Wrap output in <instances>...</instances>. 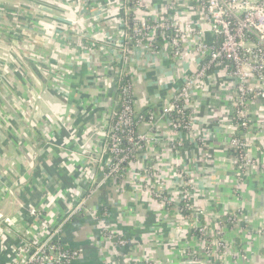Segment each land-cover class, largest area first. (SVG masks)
<instances>
[{
	"label": "crops",
	"instance_id": "obj_1",
	"mask_svg": "<svg viewBox=\"0 0 264 264\" xmlns=\"http://www.w3.org/2000/svg\"><path fill=\"white\" fill-rule=\"evenodd\" d=\"M108 1L87 0L80 4L78 0L75 7L69 4L70 0L39 3L35 0L33 3L35 27L37 23L50 22L52 18L47 19V13L55 11L54 19L61 25L56 37L51 35V41L55 43L56 40L60 51H54V44L45 53L55 65H46L43 71L34 68L29 77V91L34 89L38 94V89L44 90L47 104L42 113L46 116V128L50 130H46L44 136L55 137L56 145L65 150L59 151L55 144L49 145L43 133L34 130L30 145L40 151L38 165L31 178L25 177L23 181L21 174L14 181L15 197L6 199L5 196L1 201L3 206L9 204L13 208L0 211L1 221L8 222L0 234V240L3 239L0 241L3 247L0 264L21 263L28 243L49 235L67 248L80 251V257L72 264H185L186 261L181 262L178 243L184 232L175 225L174 219L178 212L153 198L140 185L144 183L142 169L154 171L155 167L160 169L165 186L179 185L178 168H187L193 171L195 184L199 180L206 181L201 185H206L211 195L219 191L218 196L212 195L206 203L219 220H224L225 212L234 211L235 205H242V211L253 219L254 228L264 225V172L246 179L241 196L234 195L230 184L234 180L233 167L226 143L231 132V86L224 69L219 67L210 73L211 78L204 86L194 89L192 96L198 124H201L199 128L207 135L211 133L205 141L207 148L200 152V148L192 146L184 135L180 138L185 141V149L179 155L166 153L160 145H143L135 163L126 170L124 180L107 179V140L102 133L110 132V115L119 109L118 78L131 79L138 112L152 111L159 117L200 62L190 43L186 58L181 62L175 61L165 49L149 53L136 48L131 43L130 8L128 14L121 13L123 24H117L118 31L112 27L113 21L109 23L112 14L106 11ZM180 5L175 19H196L189 2ZM145 6L143 14L151 19L167 10L162 0H145ZM39 9H45L41 11L45 16L37 19ZM73 21H79L80 25L74 27ZM120 30L126 33V38L120 35ZM34 37V43L39 41L37 35ZM116 40L124 41L125 47L110 43ZM208 92H212L211 97ZM139 132H148V127L141 125ZM156 134L162 137L171 134L166 119L160 123ZM88 139L90 147L83 149ZM260 143L264 144V138ZM70 151L82 154L83 158L76 157L77 162L72 164ZM19 161L22 173L24 167ZM137 166H141L140 173H136ZM81 171H85L84 177H80ZM99 179L102 180L98 182ZM90 189L95 191L85 200L89 211L68 214L74 205L70 200ZM30 205L38 211L36 219L29 214ZM107 234L118 236L126 244L119 245ZM188 234L187 240L191 241L195 235L188 238ZM229 237L249 255L251 264H264V238H256L251 246L246 234H230ZM224 264L232 262L225 260Z\"/></svg>",
	"mask_w": 264,
	"mask_h": 264
},
{
	"label": "built area",
	"instance_id": "obj_2",
	"mask_svg": "<svg viewBox=\"0 0 264 264\" xmlns=\"http://www.w3.org/2000/svg\"><path fill=\"white\" fill-rule=\"evenodd\" d=\"M86 1L80 0V4ZM185 1L189 2L196 19L183 21L175 19V13L181 7L180 3ZM144 2L145 0H134V7L143 6ZM165 2L166 13L159 14L154 20L144 21L139 17L136 19V16L131 18V39L135 47L149 53H158L165 49L175 61L181 62L186 58L190 43L193 54L200 58V62L159 117L152 111L138 112L134 106L131 79L123 81V77L126 76L118 78L116 89L119 93V109L110 115L112 124L110 132L102 133L107 140V179H115L119 175L123 177L126 170L135 163L137 153L143 145H160L166 153L179 155L185 149V141L180 138L181 135L191 143L197 140L206 141L210 133L208 135L200 133L192 96L194 89L204 86L206 80L211 78L210 73L219 67L224 69L232 83L229 109L232 120L231 135L226 146L233 153L232 161L236 167V170H233L234 189L241 195L245 190L246 179L264 172V148L257 146L255 138L250 139L256 132H264V0H165ZM129 4L130 0H109L106 4L107 13L112 14V27L115 30L119 31L117 24H123L121 13L128 14ZM73 24L77 27L80 22L73 21ZM120 31V35L124 37L123 31ZM157 35H161L165 40V46L161 50H158L159 47L156 45ZM126 50L123 51L127 53ZM116 73L120 75L118 69ZM164 119L167 120L171 132L167 137L156 134ZM141 125H146L148 132L140 133ZM89 143L88 139L82 148L88 147ZM192 172L189 169L179 172L181 187L178 191L167 193L168 195L160 192L161 187L165 186L160 169L156 167L154 171L144 169L141 178L147 186L146 191L153 198L164 205H171L170 200L179 201L180 213L189 219L191 213L183 208L184 206L191 208L193 204L190 199L192 194L190 187L195 184ZM185 186L188 189H183ZM94 191L90 189L81 192L70 200L74 205L68 214L76 215L89 211L85 207V200L90 198ZM29 214L35 219L38 217L35 206L30 205ZM225 216L227 220L229 217L227 213ZM235 222L236 220H232L231 224L234 226ZM26 225L31 227L30 223ZM107 237L112 241L116 239L121 246L126 244L125 240L116 235L107 234ZM23 254L26 256L19 264H72L80 257V251L69 249L54 241L51 235L28 243Z\"/></svg>",
	"mask_w": 264,
	"mask_h": 264
},
{
	"label": "rangeland",
	"instance_id": "obj_3",
	"mask_svg": "<svg viewBox=\"0 0 264 264\" xmlns=\"http://www.w3.org/2000/svg\"><path fill=\"white\" fill-rule=\"evenodd\" d=\"M34 1L0 0V198L2 199L0 200V211L13 208L9 204L3 206L1 201L5 200V196H7L6 199H10L11 196L15 197L16 184H14V181L21 174L22 180L25 177L31 178L33 170L38 165L40 151L33 149L30 145L33 141L34 130L43 133V139L49 145L55 144L59 151L65 150L61 146L56 145L58 143L55 137L49 138L48 136V138H45L44 136L47 130L46 116L42 113V108L47 104L44 100V90L38 89V94L34 93V89L29 91V77L30 75L32 76L34 68L43 71L46 65H55V62L52 63L45 53L54 44V51H60V45L56 44V40L55 43L51 41V35L55 34L56 37V31L61 27L60 22L54 19L56 11L54 14L47 13V19L52 18L50 22L37 23L35 27L33 20L35 19ZM36 1L39 3L45 0ZM162 2L166 3L165 0H162ZM77 3L78 0H70L69 2L72 7H75ZM143 6L140 5L135 8L136 19L139 17L144 21H148L157 18L151 19L149 16L143 14V11L146 12L147 9L146 6ZM44 10H40V15L37 12V19L41 18L40 16H45L44 12L41 14V11ZM109 21L111 22L112 18ZM77 32L81 33L80 30H77ZM34 35H37L39 40L35 41L36 43H34ZM126 37V33H124V38ZM110 43L119 48L124 45V41L118 40L114 42L110 41ZM231 84L230 82V91H232ZM208 94L211 97L212 92H208ZM200 130V133L204 135L205 133L202 129ZM47 131L49 132L50 130ZM230 135L229 133L228 137ZM263 136L264 132H256L250 139L255 138L257 146H262L263 149L264 144L260 143V140L264 138ZM191 144H193L192 146H196L198 150L200 148V152L203 148H207L205 141L197 140ZM229 153H231V158L233 159V153L231 151ZM69 154L71 155L69 160L73 161L72 164L77 162L76 157L83 158L82 154L74 151H70ZM19 160L22 161V167H24L22 173L19 170ZM231 165L233 170H236L233 161ZM139 169H141V166H137L136 173H140ZM178 169L181 173L184 170L182 168ZM142 170L144 173V169ZM84 175L85 171H81L80 177H84ZM124 178H126V175H123V177L119 175L113 180H124ZM205 183L207 182H200L199 180L198 184L190 187L192 193L190 199L193 204L191 208L185 206L183 208V210L191 213L189 219L180 213V202L175 201V199L170 200L172 203L171 208L178 212L174 218L175 225L181 227V231L184 232L182 234L183 238H180L178 242L179 246L181 245V262L185 263L184 261H186V263L190 262L192 264H224L225 260H229L232 264H251L252 259L249 255L245 254L246 252H242L234 242L235 240H232L229 235L246 234L250 237L252 246L256 238H264V225L254 228L253 219L242 211L244 209L242 205L240 209L239 205H235L234 211L225 212L229 216L227 220L218 221L220 217H216V214L210 210V206L206 203H209L212 195L218 196L219 191L211 195L209 190H206V185H201ZM214 183L213 179L212 184ZM230 184L233 187L234 195L238 197L236 189H234V180ZM140 185L143 188L147 187L145 183L140 182ZM210 186L213 187V185ZM169 187L162 186L160 192L168 195L167 193L173 192V189L178 191L181 186ZM183 189H188V187L185 186ZM238 209L240 210L239 212ZM1 220L2 217L0 216V234L2 233L1 229H4L8 223ZM232 220H236L234 226L232 225ZM190 231H192V236H195L191 241L190 239L188 241L186 236L187 232L189 233ZM6 240L4 238V242ZM0 241H3V239ZM2 248L0 242V253L2 252Z\"/></svg>",
	"mask_w": 264,
	"mask_h": 264
},
{
	"label": "trees",
	"instance_id": "obj_4",
	"mask_svg": "<svg viewBox=\"0 0 264 264\" xmlns=\"http://www.w3.org/2000/svg\"><path fill=\"white\" fill-rule=\"evenodd\" d=\"M134 5H135V3H134V0H130V4H129V8H130V10H131V18H135V7H134ZM151 22V21H150ZM156 45L159 47V49L158 50H161V49H163L164 48V46H165V40H164V38L161 36V35H157L156 36ZM133 42V39H131V43ZM128 79H130L129 77H123V81H127ZM186 215H189V213H185ZM226 218H224V220H225ZM191 235H192V232H189V234H188V238L189 237H191Z\"/></svg>",
	"mask_w": 264,
	"mask_h": 264
},
{
	"label": "water",
	"instance_id": "obj_5",
	"mask_svg": "<svg viewBox=\"0 0 264 264\" xmlns=\"http://www.w3.org/2000/svg\"><path fill=\"white\" fill-rule=\"evenodd\" d=\"M105 173H108V170H106V171H105ZM100 180H102V179H99V181H98V182H100ZM98 182H97V184H98Z\"/></svg>",
	"mask_w": 264,
	"mask_h": 264
}]
</instances>
